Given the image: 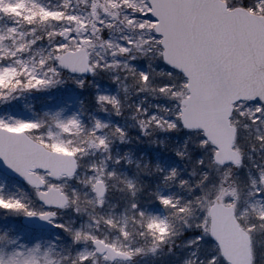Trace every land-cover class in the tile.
Returning <instances> with one entry per match:
<instances>
[{"label":"snow or ice","instance_id":"1","mask_svg":"<svg viewBox=\"0 0 264 264\" xmlns=\"http://www.w3.org/2000/svg\"><path fill=\"white\" fill-rule=\"evenodd\" d=\"M4 17L12 23L0 31V102L71 83L93 89L96 112L125 119L119 94L100 82L125 92L127 84L159 102L133 106L138 130L176 133L186 147L194 140L195 154L190 178L174 162L140 161L129 177L120 169L132 160L112 153L128 130L111 119L90 115L85 124L82 109L67 118L45 113L47 125L0 118V165L31 193L18 198L0 188V213L51 225L67 242L56 251L5 232L0 264H140L165 248L179 264H256L264 163L243 178L246 191L239 188V170L252 157L236 123L256 132L248 151L264 153V0H0ZM15 130L27 131L10 136ZM97 153L99 162H84ZM174 156L185 159L179 150ZM142 175L158 177L156 187L148 191ZM161 184L178 192L165 194ZM117 186L124 196L113 202Z\"/></svg>","mask_w":264,"mask_h":264},{"label":"rangeland","instance_id":"2","mask_svg":"<svg viewBox=\"0 0 264 264\" xmlns=\"http://www.w3.org/2000/svg\"><path fill=\"white\" fill-rule=\"evenodd\" d=\"M234 2L239 3V0H234ZM18 13H19L18 9L13 10V14H18ZM11 23L12 21L8 17L0 18V31L6 30L7 27L11 25ZM125 87H128L127 92L124 91L123 87L117 90L115 87H113L107 82V79H104L100 82V88L102 91L107 90L109 93L113 95L119 94L122 101L124 102V112L126 118L125 119L117 118V120H120L118 121L119 124L121 123V125H123L121 126L118 124L119 126L127 128L128 135L126 137V141L123 143H121L119 140L115 141V143L113 144L115 146L112 147V153L114 156L117 157H123L127 155L128 158L131 159L133 163L131 165H128L126 162H124V167L120 169V171L128 175L129 177H132L134 172L136 171L135 164L137 161H140L141 163L149 162L152 165L159 163L162 167H167L170 163H173L175 159L177 160V158L174 156V150H179L185 153L186 157L183 160H187L188 156L193 155V151L195 149L194 140L189 141L188 146L186 147L184 142L179 138V135L176 133L165 134L161 131H154L149 136L143 135L138 130V125L136 123V120L132 119V117L135 115L133 111V106L139 104L141 100L145 101L144 107L146 108L149 106V104L154 106L159 102L147 96H137L135 91L132 89L130 85L126 84ZM29 95H36L40 103L39 107L43 114H40V112H36L32 114L29 110L28 111H26L27 109L24 110L23 99L28 97ZM80 95L82 97H80ZM92 95H93V89L89 88L86 91H82L77 89L71 83L47 91L33 90L30 93L17 92L15 93V96L18 98L10 99L6 103L0 102V118H4L6 120L11 118L12 120H25V121L43 120L45 125H47L48 119L45 116V113L52 115L55 114L56 112L64 111L67 108V106L75 105L76 99H80L81 101L88 99L89 102L87 103L90 105L89 109H91L92 111V113H90L91 116H98L106 121L111 119V122H113L114 118L116 117L109 118L107 117V115L95 111L96 105L92 102L91 99ZM85 96H88V98ZM46 108H48V110ZM69 116H71V114L67 116H62V118H67ZM245 125L246 122L243 121L242 119L238 120L236 123V127L239 130L241 146L245 154L250 155L252 157L251 161H247V160L244 161L245 167L239 170L238 174L240 175V177H238L236 181L239 188H241L244 191H246V185L243 183V178L247 176L249 169L252 170V174L254 175L255 165L264 163V160H261V156H264V153L261 152L251 153L248 151L249 145L254 142V137L256 135V132L253 129L247 128ZM162 141L163 144L161 143ZM163 154L166 155L164 156ZM100 159H102V157L100 156V154L97 153L95 155H89L87 158H85L84 162L87 163L89 160H95L99 162ZM188 160L189 163L191 164L192 161L189 158ZM140 179L145 185H147L148 191L154 189L156 187L157 182L159 181L158 177H149L143 175L140 177ZM118 188L119 186H117V188H114L109 194L113 202H117L121 200L124 196V193L120 192ZM160 190L165 192V194H169L166 188L162 184ZM243 199H246V197ZM148 207H149V211H152L153 214H158L159 212L163 213L164 211L158 205V203H149ZM154 209H156L157 211L155 212ZM249 218H250L249 216L243 217L245 221H247ZM13 220L19 221L17 218H14L12 216L5 217L4 214L0 213V221L2 223L10 222ZM5 227L7 228L8 225H5ZM8 229H6L7 232ZM11 231L14 232L13 238L22 237L20 241H22L23 243H25V241L28 239L26 242L27 244L31 245L32 242L34 241L30 239V234L26 233V231L21 228L13 227L11 228ZM57 232H61V231L57 229ZM185 235L188 234L186 233ZM53 236L54 235H47L46 237L36 236L34 238L36 239L38 237L42 241H47V239L52 238ZM60 236L63 237L62 232ZM53 239H51V241ZM254 241H255V250H256V264H264V229H260L257 231L254 237ZM63 242L64 241H60V244H62ZM4 247L7 249L6 245H4ZM180 256L183 257V253H180ZM140 264H179V261H177L172 254L168 253V249L165 248L155 257L147 256L142 258Z\"/></svg>","mask_w":264,"mask_h":264},{"label":"flooded vegetation","instance_id":"3","mask_svg":"<svg viewBox=\"0 0 264 264\" xmlns=\"http://www.w3.org/2000/svg\"><path fill=\"white\" fill-rule=\"evenodd\" d=\"M0 178H2V180L4 181L6 189H8V190L13 189L16 192V194H7L4 192L5 195H15L18 198H20V197L27 198L28 196L31 195V193H29L27 191L26 185H24L23 182L18 180L17 178H15V177H0ZM6 225H8L9 228L14 227V228H21V229H24L26 231H30L33 236L51 235L50 232H47V231L36 232V231L30 230L21 224V220H19V221L13 220V221H11V223H7ZM2 228L6 229V228H4V226H2ZM53 235L56 236V234H53Z\"/></svg>","mask_w":264,"mask_h":264},{"label":"trees","instance_id":"4","mask_svg":"<svg viewBox=\"0 0 264 264\" xmlns=\"http://www.w3.org/2000/svg\"><path fill=\"white\" fill-rule=\"evenodd\" d=\"M43 2H47L48 5L54 6L59 2V0H48V1L44 0ZM194 154H195V149L193 151V155ZM163 155L165 156L166 154H163ZM196 155H198V154H196ZM185 157H186V155H185ZM173 165L175 167H177V169L181 172L183 177L186 179L189 177L188 174L193 170L192 169V163L191 164L189 163L188 157H187V160H178V158H177V160L175 159ZM166 190L168 191V193H177L178 192V189H176V188H166ZM158 214H163V213L160 212Z\"/></svg>","mask_w":264,"mask_h":264},{"label":"water","instance_id":"5","mask_svg":"<svg viewBox=\"0 0 264 264\" xmlns=\"http://www.w3.org/2000/svg\"><path fill=\"white\" fill-rule=\"evenodd\" d=\"M9 135L13 136V137H20V136H23L24 133H14V132H12ZM0 172L3 173V174L10 175V173L2 165H0ZM24 224H26V223H24ZM26 225H28L29 227L34 228V229H42V228H44V229L51 230V229L54 228L51 225L39 224V223H36V222H29Z\"/></svg>","mask_w":264,"mask_h":264}]
</instances>
